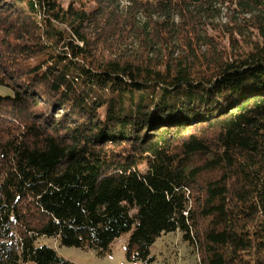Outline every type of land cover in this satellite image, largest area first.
<instances>
[{"label":"trees","instance_id":"trees-1","mask_svg":"<svg viewBox=\"0 0 264 264\" xmlns=\"http://www.w3.org/2000/svg\"><path fill=\"white\" fill-rule=\"evenodd\" d=\"M178 231L264 264V0H0V264Z\"/></svg>","mask_w":264,"mask_h":264},{"label":"rangeland","instance_id":"rangeland-1","mask_svg":"<svg viewBox=\"0 0 264 264\" xmlns=\"http://www.w3.org/2000/svg\"><path fill=\"white\" fill-rule=\"evenodd\" d=\"M68 1L61 0L63 5H66ZM94 3L95 1L90 3L93 10L97 7ZM217 42L218 46H228L227 37L220 35ZM1 92L6 93L4 90ZM129 236L130 234H124L115 239L103 255H98L90 249L61 246L56 237L40 238L38 245L52 248L60 257L72 264H198L197 256L179 231L161 234L150 246L146 260L128 258Z\"/></svg>","mask_w":264,"mask_h":264}]
</instances>
